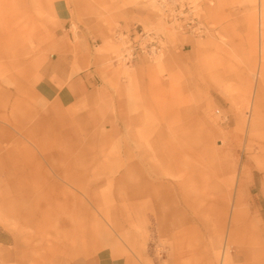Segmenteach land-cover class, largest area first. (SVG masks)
<instances>
[{
	"label": "rangeland",
	"instance_id": "rangeland-1",
	"mask_svg": "<svg viewBox=\"0 0 264 264\" xmlns=\"http://www.w3.org/2000/svg\"><path fill=\"white\" fill-rule=\"evenodd\" d=\"M222 1L219 5L217 0H190L206 27L203 37L195 38L186 35L178 25L160 20L151 10V0H36L34 8L29 10L33 17V35H22L19 47L10 48V52L17 53L15 61L0 59V115L4 118L0 120V264H31L32 259L37 264H99L98 258L112 257L108 247L95 245L90 238H84L85 250L67 247L62 241L65 242L63 236L66 237L70 229L57 225L44 228L47 232L44 238L28 245L32 253L25 240L18 241L17 249L16 233L21 231L31 237L36 233V225L33 222L24 228L6 217L7 211L17 208L22 200L14 186L20 182L23 194L29 195L31 201L43 200L54 193L50 178L57 180L55 172L63 170L60 173L79 180L87 193L102 203L100 208L127 233V194L133 178L134 148L169 142L170 131L186 117L192 119L185 128L188 141L198 146L197 152L204 142L214 146L221 157L210 156L215 166L224 162L232 168L238 158L240 182L244 172H249L248 204L264 220V162L258 165L253 159L256 154L250 153L254 148L248 146L249 137L236 129L232 98L227 99L228 92L220 87V82L228 79L225 84L230 85L235 98L240 97L237 99V107H240L242 92L237 90L236 74L244 68L245 14L254 16V2ZM4 3L0 0V36L9 25V12ZM217 4L220 6L218 20L212 13ZM57 5L67 10L68 19H60L55 11ZM105 8L114 10L105 17L102 16ZM25 9V5L22 6L20 24H24ZM136 27L163 34L165 48L157 56H142L132 64H125L119 61L122 46L116 41L117 34L134 33ZM188 40L194 41L196 46L193 55L188 52L190 57L185 59L179 51ZM220 41L223 43L218 46ZM189 49L186 47L183 51ZM47 60H54L60 68H70L65 84L74 77L90 75L99 85L92 94L80 97L74 106L61 108L37 92L42 78L40 71ZM132 85H138L135 99L133 93H128ZM204 112L211 117L218 113V123L215 125L206 118ZM10 121L21 128L14 129ZM24 136H30L35 144ZM21 145L32 150L45 172H36L32 162L18 157ZM68 150L72 153L71 159L65 161L64 154ZM45 155L50 162L44 159ZM199 156L206 159L201 152ZM17 160L34 168V173H14V164L20 163ZM67 190L64 197L72 199L75 194L84 200L72 187L67 186ZM85 202L89 209L84 210L82 216L86 220L83 232L89 234L91 220L94 215L100 217V211ZM26 206L31 212L32 206L28 202ZM36 209L35 206L33 212ZM68 217L70 214L63 219L69 224ZM177 226V223L168 224L163 232L151 227L145 252L147 264L186 262L180 251L170 246ZM207 234L211 237V230H207ZM57 236L63 240L60 242ZM208 240L204 237L205 242ZM125 250L118 258L123 264H133L130 252ZM40 256H45V260ZM197 256L200 259L195 264H204L202 255Z\"/></svg>",
	"mask_w": 264,
	"mask_h": 264
},
{
	"label": "bare ground",
	"instance_id": "bare-ground-1",
	"mask_svg": "<svg viewBox=\"0 0 264 264\" xmlns=\"http://www.w3.org/2000/svg\"><path fill=\"white\" fill-rule=\"evenodd\" d=\"M4 1L9 12V25L3 36H0V59L4 57L15 61L17 53L10 52V48L15 50L19 47L22 35L26 37L33 35V17L29 10L34 8L36 0ZM188 1L190 3V0ZM217 1L219 5L223 4L222 0ZM151 2V10L162 20L156 1L151 0ZM253 2L254 16L247 14L248 12L245 14L246 46L242 51L244 68L236 74L237 90L243 95H241L242 103H238L240 107H237V99L240 97L235 98V95L231 94L230 85L225 84L229 82L228 79L222 80L220 87L228 92L227 95L224 92L227 99L232 98L236 129L245 132L249 137L248 146L254 148L250 149V153L256 154L253 159L259 165L264 162V0H253ZM24 5L27 9L24 13L25 21L22 22L24 24H20V11ZM219 5H215L212 11L216 20H218ZM113 10L114 8H105L102 16L107 17L106 15H110ZM196 13L199 16L197 11ZM146 32L161 35L165 48L166 41L163 34ZM220 43L223 41L218 42V46ZM120 45L122 48L119 61L123 62L121 56L125 43ZM4 50H9L10 53ZM139 57L142 55L136 60ZM217 59L218 56L215 57L216 63ZM126 74L130 75V73ZM137 88L138 85H132L128 90L129 94L133 93L134 99L138 94ZM217 114L214 113L211 117L208 112H204L205 117L215 125L220 119ZM2 119L4 118L0 115V120ZM181 122L178 123V131L176 130L178 124L175 130L170 131L169 142L155 143L146 147L138 145L132 152L131 166L134 170L127 194L129 212L127 233L100 208L102 203L92 198L79 180L60 173L63 170H58L55 172L58 179L50 178L54 193L43 200L31 201L29 195L23 194L24 187L20 182L14 186V191L19 192L22 200L19 201L17 208L7 211L6 217L16 221L18 225H23L24 228L30 227L33 222L36 225V233L31 237L23 235L21 231L16 233L17 236H14L16 248L18 249L20 241L25 240L27 248L39 239L41 241L47 233L44 228L57 225L70 229L66 237L63 236L65 242L57 236V239L67 247L71 245L78 251L85 250L84 238H90L93 244L103 245L102 248L108 247L113 258L120 257L124 250L128 249L133 264H147L145 252L151 238V227L155 226L158 231L163 232L168 224L177 223L175 240L170 246L184 256L186 259L184 264H195L196 260L200 259L198 254L202 255L204 264H264V220L248 204L246 187L250 179L249 172L247 170L244 172L240 182L237 173L238 158L233 159L232 168L224 162L217 166L213 165L210 156L214 159L221 157L214 146L205 142L199 152L206 159L200 157L196 150L198 146L188 141V132L185 129L186 125L192 123V119L186 117ZM10 125L14 129L21 128L11 121ZM141 131L142 128L138 131V137ZM25 138L35 144L30 136ZM255 138L258 140L255 141ZM69 151L64 154L65 161L71 159L72 153ZM17 155L20 159L24 158V161L32 162L36 166V172L42 174L46 171L29 147L21 145ZM44 159L50 162L48 156L45 155ZM17 161L20 163L14 164V173L20 175L34 173V168L30 169L22 161ZM224 161L228 160L225 158ZM67 186L81 194L84 200L75 194L72 195V199L64 197L68 193ZM86 200L94 206V209L100 211L101 217L94 215L89 234L83 232L86 220L82 216L84 210L89 209ZM27 202L32 206L31 212L27 210ZM35 206L37 209L33 212ZM79 212L82 214H78ZM68 214H70L69 224L63 219V216ZM207 230H211V237L205 235ZM204 237L209 240L205 242ZM32 252L33 250L29 249V253ZM40 258L45 260L46 257L40 256ZM32 261L31 264H37L35 259Z\"/></svg>",
	"mask_w": 264,
	"mask_h": 264
},
{
	"label": "built area",
	"instance_id": "built-area-1",
	"mask_svg": "<svg viewBox=\"0 0 264 264\" xmlns=\"http://www.w3.org/2000/svg\"><path fill=\"white\" fill-rule=\"evenodd\" d=\"M161 17L169 24H176L190 35L202 36L206 27L188 0H155ZM134 33L120 32L117 39L124 45L121 61L132 64L138 56L154 57L164 50V39L161 35L148 33L143 29H136Z\"/></svg>",
	"mask_w": 264,
	"mask_h": 264
},
{
	"label": "crops",
	"instance_id": "crops-1",
	"mask_svg": "<svg viewBox=\"0 0 264 264\" xmlns=\"http://www.w3.org/2000/svg\"><path fill=\"white\" fill-rule=\"evenodd\" d=\"M55 11L61 20L68 19L67 10L65 8L57 5ZM187 42L189 43L179 51L185 59L190 57V54H187L188 52L193 55V51L196 46L195 43H193L194 41L191 42L188 40ZM186 47H189L190 49L189 51L186 50L184 52L183 50H185ZM40 73L42 78L37 84V92L42 98L61 108L74 106L79 101L80 97L92 94L95 87L99 85L90 75L80 78L74 77L70 79L67 84H65L70 76V68H60L54 60H47L46 64L41 68ZM98 260L99 264H123L121 259L113 258V256L109 258L107 257L105 260L98 258ZM80 264H83V262Z\"/></svg>",
	"mask_w": 264,
	"mask_h": 264
}]
</instances>
